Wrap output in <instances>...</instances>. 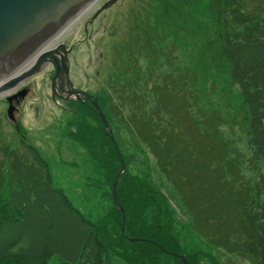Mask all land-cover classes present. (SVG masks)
Listing matches in <instances>:
<instances>
[{"label":"trees","instance_id":"1","mask_svg":"<svg viewBox=\"0 0 264 264\" xmlns=\"http://www.w3.org/2000/svg\"><path fill=\"white\" fill-rule=\"evenodd\" d=\"M157 1L161 9L154 27L136 16L126 37L115 42L113 52L122 66V78L116 70L113 75L106 73L113 91L101 93V108L113 130L130 131L138 148L149 151L180 194L192 218L184 225L187 232L201 234L209 245L237 250L250 264H264V0ZM176 13L195 19L196 24L214 23L222 57H210L209 64L223 65L224 84L237 87L234 98L245 112L252 157L261 163L252 183L244 185L238 182L240 177L229 175L236 167L226 160L229 152L217 130L219 118L211 111L194 118L192 106L186 105L189 88L184 79L178 83L176 75L166 73L152 83L154 70L145 75L140 71L141 53L154 41L151 32L160 25L169 28V18ZM201 46L206 49L205 42ZM104 56L110 59L111 52ZM203 60L198 58L197 63ZM150 93L156 103L151 111L144 100ZM114 94L118 105L112 101ZM134 94L139 99L133 101ZM66 103L79 115L71 138L84 148L85 186L93 197L98 194L96 198L106 202L100 205L103 213L89 217L62 188L55 187L47 160L34 146L22 139L13 149L5 145L0 148V264H49L50 258H55L54 264H115L117 259L125 264H184L166 250L183 254L187 264H200L202 255L218 264L192 241L189 247L180 243L173 232L175 211L165 194L128 170L121 149L127 142L113 131L115 147L91 101ZM204 151L210 152L211 162L197 164L200 156L207 157L200 154ZM121 157L125 171L117 180L116 197L125 210V234L112 192Z\"/></svg>","mask_w":264,"mask_h":264},{"label":"rangeland","instance_id":"2","mask_svg":"<svg viewBox=\"0 0 264 264\" xmlns=\"http://www.w3.org/2000/svg\"><path fill=\"white\" fill-rule=\"evenodd\" d=\"M106 1L98 0L93 10L85 12L69 29L70 31L68 30L57 42V44L62 42L69 46L73 42L80 41L79 44L74 45L75 48L71 53L70 78L77 89L88 92L96 99L103 113L104 109L101 108L99 97L105 90L111 95L113 91L106 73L109 74L110 71L113 75L116 70L119 73L118 79L122 78L123 71L120 69L122 66L118 60L115 61L117 57L113 52L115 42L120 41L121 37H126L136 16L139 20H148L154 27L159 17L157 14L161 9L157 0H118L113 6L101 12L93 22L87 24L85 32V23ZM169 19L167 23L169 28L160 25L151 32L154 41L141 53L140 71H144L145 75L148 73L147 70H154L151 73L153 77H150L152 83L155 80L159 81L157 77L166 73L176 75L178 83L184 79L183 83L189 88L187 90L189 99L186 105L192 106L191 112L194 118L201 116L203 112L210 111V113L216 112L219 118L217 130L220 131L221 139L227 144V152H229L226 160H231L236 167L229 171V175L235 178L240 177L238 182L241 181L244 185L252 183L257 178L261 163H257L252 157L253 150L247 141V130L243 118L245 112L239 110L238 101L234 98L237 87L224 84L226 68L223 65L213 67L209 64L212 56L217 59L222 57V54L219 55L218 35H214V23L211 20H205L201 24H196L195 19L190 21L189 18L182 17L178 13ZM160 38H163V41H159ZM85 39L86 41H83ZM204 42L206 49L201 46ZM200 50L201 56L198 57ZM106 51L111 52L110 59L104 56ZM202 57L205 60L197 63V59ZM205 61L207 63L204 65ZM109 68L111 70H108ZM26 80L31 91L18 107L15 114L16 124L7 118L8 103L0 97V148L7 145L13 149L20 139L34 146L50 166L53 185L62 188L72 203L84 214L93 219L98 218L103 213L100 205H106V202L96 198L98 194L93 197L86 189L85 151L71 138L72 132L77 129L76 120L79 119V115L74 108L68 106L66 100H58L59 105L52 101L51 73L48 68ZM178 86L181 87V85ZM113 96L112 101L118 105L117 97L115 94ZM153 97L150 93L144 98L147 101L145 107L149 111L156 106ZM137 99H139L138 94H134L133 101ZM91 104L94 107L92 101ZM113 131L119 134L123 142H127L126 146H121V149L127 157L128 170L146 179L152 187L165 194L167 203L175 211L177 220L173 232L183 246L189 247L192 241L195 246H200L212 255L218 264H250L249 260L237 250L230 251L220 246L209 245L205 238L200 237L201 234L198 235L194 231L195 234L187 232L188 229L184 225L192 221L191 215L183 205L180 194L159 171L154 157L145 147L138 148L130 137L132 134L130 131L115 128ZM192 133L194 135V132ZM195 134L200 135L197 132ZM193 138L196 140L194 136ZM200 154L207 157L200 156L197 164L211 162L210 152L204 151ZM2 158L0 152V159ZM54 262L55 258L49 259V264ZM115 264L125 263L117 259ZM200 264L215 263L202 255Z\"/></svg>","mask_w":264,"mask_h":264},{"label":"water","instance_id":"3","mask_svg":"<svg viewBox=\"0 0 264 264\" xmlns=\"http://www.w3.org/2000/svg\"><path fill=\"white\" fill-rule=\"evenodd\" d=\"M94 1L98 2V0H0V81H2L0 82V97H5L8 101L7 118L12 122H16V108L12 101L14 99L16 104H18L20 99H24L27 96L29 90L24 87L12 95L9 94L10 91L51 64L55 70L54 80L58 76H66L68 89L65 92L67 93V100L81 99L83 97L91 99L103 122L104 133L109 136L117 148L112 127L96 99L88 92L77 89L69 79L68 57L73 46L80 41L73 42L69 46L59 42L49 50L44 49L40 53L38 52L69 21L73 20L83 8ZM117 1L107 0L99 6L85 23V31H87L88 23L93 22L101 12L113 6ZM36 52H38L37 56L32 59L28 67H23ZM9 76L14 77L8 79L7 77ZM54 94L55 87L53 84L52 95L54 96ZM120 160L121 166L113 180L112 192L113 199L122 214L121 232L125 234V210L116 197L117 180L125 171L123 157ZM158 245L164 249L162 245ZM166 251L170 255L178 256L184 264H187L183 254L170 250Z\"/></svg>","mask_w":264,"mask_h":264},{"label":"flooded vegetation","instance_id":"4","mask_svg":"<svg viewBox=\"0 0 264 264\" xmlns=\"http://www.w3.org/2000/svg\"><path fill=\"white\" fill-rule=\"evenodd\" d=\"M88 24H90V23H88ZM86 32V31H85ZM89 37H90V35H89ZM88 38V37H87ZM86 38V39H87ZM86 39L85 40H83V41H86ZM79 44V43H78ZM74 46H73V48H72V51L74 50ZM72 51H71V53H72ZM70 53V55H69V69H70V66H71V62H70V59H71V54ZM48 68V70H49V73H51V82H50V87H51V99H52V101L55 103V104H58L59 105V103H58V100H67L66 99V96H67V93L65 92V90H67L68 89V85H67V80H66V76L65 75H62V76H58L55 80H54V76H55V70H54V68H53V66L51 65V64H49L48 66H46V67H44L43 68V70H45V69H47ZM42 70V71H43ZM41 71V72H42ZM40 73V72H39ZM69 79L71 80V78H70V73H69ZM72 81V80H71ZM27 80L26 81H24V82H22L19 86H17L16 88H13L11 91H10V93L9 94H15L17 91H19L20 89H22V88H24V87H28L27 86ZM26 83V84H25ZM54 84V87H55V94H54V96L52 95V85ZM74 84V83H73ZM29 85V84H28ZM75 86V85H74ZM76 87V86H75ZM28 90H29V92H28V94L30 93V88L28 87L27 88ZM80 89V88H79ZM27 94V95H28ZM27 97V96H26ZM25 97V98H26ZM24 98V99H25ZM86 97H83V98H81V99H85ZM24 99H20V101H19V103L18 104H16V101L13 99V105L15 106V108H16V110H15V114H16V112L18 111V107L20 106V104H22V101L24 100ZM87 100H90L91 101V99H88V98H86ZM4 100L8 103V101L5 99V97H4ZM71 100H76V99H71ZM14 124H16L15 122H13Z\"/></svg>","mask_w":264,"mask_h":264},{"label":"bare ground","instance_id":"5","mask_svg":"<svg viewBox=\"0 0 264 264\" xmlns=\"http://www.w3.org/2000/svg\"><path fill=\"white\" fill-rule=\"evenodd\" d=\"M95 3H96V1H94V2H92V3H89L85 8H83L81 11H80V13L79 14H77L76 15V17L73 19V20H71V21H69L52 39H50L40 50H38V52L40 53L41 52V50H44V49H47V50H49V49H51V48H53L56 44H57V42L64 36V34H66V32H68V30L73 26V24L75 25V23L79 20V18L85 13V12H87L88 10H93V8H94V6H96L95 5ZM77 26H79V25H77ZM70 31V30H69ZM38 52H36L32 57H31V59H30V61L26 64H24V66L23 67H28V65L31 63V61H32V59H34L36 56H37V54H38ZM15 76V75H14ZM14 76H11V77H14ZM10 76L9 77H7L8 79L9 78H11ZM4 80V79H3ZM0 82H2V81H0ZM16 88V87H15Z\"/></svg>","mask_w":264,"mask_h":264}]
</instances>
